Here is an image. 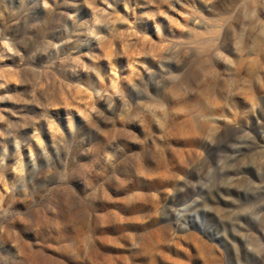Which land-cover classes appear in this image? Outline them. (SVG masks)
Masks as SVG:
<instances>
[{"label": "rangeland", "instance_id": "1", "mask_svg": "<svg viewBox=\"0 0 264 264\" xmlns=\"http://www.w3.org/2000/svg\"><path fill=\"white\" fill-rule=\"evenodd\" d=\"M0 264H264V0H0Z\"/></svg>", "mask_w": 264, "mask_h": 264}]
</instances>
